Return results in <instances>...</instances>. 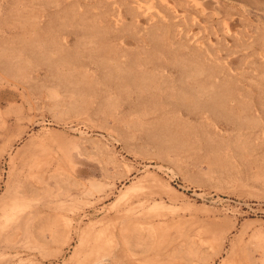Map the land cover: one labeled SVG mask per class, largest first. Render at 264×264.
Here are the masks:
<instances>
[{"label": "rangeland", "instance_id": "374dc122", "mask_svg": "<svg viewBox=\"0 0 264 264\" xmlns=\"http://www.w3.org/2000/svg\"><path fill=\"white\" fill-rule=\"evenodd\" d=\"M0 264H264V0H0Z\"/></svg>", "mask_w": 264, "mask_h": 264}]
</instances>
